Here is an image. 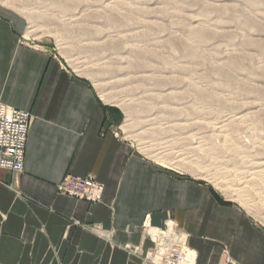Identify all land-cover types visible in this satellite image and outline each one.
<instances>
[{
	"label": "rangeland",
	"instance_id": "374dc122",
	"mask_svg": "<svg viewBox=\"0 0 264 264\" xmlns=\"http://www.w3.org/2000/svg\"><path fill=\"white\" fill-rule=\"evenodd\" d=\"M0 6L23 19L22 45L51 54L119 110L115 138L264 232V0Z\"/></svg>",
	"mask_w": 264,
	"mask_h": 264
},
{
	"label": "crops",
	"instance_id": "0c3cea01",
	"mask_svg": "<svg viewBox=\"0 0 264 264\" xmlns=\"http://www.w3.org/2000/svg\"><path fill=\"white\" fill-rule=\"evenodd\" d=\"M24 31L0 6V105L31 114L24 172L0 169V264H146L131 249L151 248L147 217L187 233L191 264H264V232L248 216L115 138L119 110L51 54L22 45ZM68 174L93 176L100 202L58 194Z\"/></svg>",
	"mask_w": 264,
	"mask_h": 264
},
{
	"label": "built area",
	"instance_id": "2783aa9c",
	"mask_svg": "<svg viewBox=\"0 0 264 264\" xmlns=\"http://www.w3.org/2000/svg\"><path fill=\"white\" fill-rule=\"evenodd\" d=\"M30 120L29 112L0 105V169L9 171L13 176L24 172ZM56 189L60 195L89 204L100 202L103 193L102 185L91 175L77 177L68 174ZM95 230L99 232L98 229ZM142 232L144 238L151 242V248L144 254L139 247H133L131 251L146 264H182L188 256L193 255L188 247L187 233L172 220H167L163 228H155L147 217ZM101 236L106 237L103 234Z\"/></svg>",
	"mask_w": 264,
	"mask_h": 264
},
{
	"label": "bare ground",
	"instance_id": "6f19581e",
	"mask_svg": "<svg viewBox=\"0 0 264 264\" xmlns=\"http://www.w3.org/2000/svg\"><path fill=\"white\" fill-rule=\"evenodd\" d=\"M31 20H33V19H31ZM30 20V21H31ZM32 28V27H31ZM40 33V31L39 30H37V29H31L30 31H29V35H31V36H33L34 38H38V34ZM102 100L103 101H107L108 99H107V96H105V95H102ZM188 257H190V256H188ZM182 264H184V262L182 263ZM185 264H186V261H185ZM187 264H191V259H190V262H188L187 261Z\"/></svg>",
	"mask_w": 264,
	"mask_h": 264
}]
</instances>
